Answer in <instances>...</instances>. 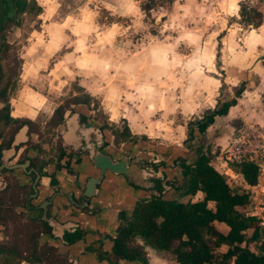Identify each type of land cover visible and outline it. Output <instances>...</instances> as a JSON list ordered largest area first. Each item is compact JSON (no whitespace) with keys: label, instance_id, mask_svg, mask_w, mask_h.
Listing matches in <instances>:
<instances>
[{"label":"rangeland","instance_id":"obj_1","mask_svg":"<svg viewBox=\"0 0 264 264\" xmlns=\"http://www.w3.org/2000/svg\"><path fill=\"white\" fill-rule=\"evenodd\" d=\"M39 2L40 16L23 17L17 35L6 33V49L0 50L13 80L7 91L10 110H37L45 118L57 104L82 105L117 135L115 145L132 140L152 145L163 155L158 158L172 154L167 160L176 167L180 154H219L224 146L213 137L227 131L222 119L209 129L211 136L206 129L190 138L188 131L193 120L220 107L227 96L239 104L232 116L264 120V86L255 88L253 77L264 71V0ZM240 3L253 22L260 17L250 10L261 12L258 26L240 15ZM241 88L247 92L238 93ZM31 94L37 98L28 102ZM219 169L232 185L240 184ZM175 197L200 198L181 196L180 190ZM262 197L251 200L249 211L260 212L264 226V211L255 208ZM172 260L168 253L167 264H175Z\"/></svg>","mask_w":264,"mask_h":264},{"label":"flooded vegetation","instance_id":"obj_2","mask_svg":"<svg viewBox=\"0 0 264 264\" xmlns=\"http://www.w3.org/2000/svg\"><path fill=\"white\" fill-rule=\"evenodd\" d=\"M248 79L241 80L246 84ZM8 91V90H7ZM6 100L0 97V224H4L6 231L3 236L5 241H0V264L8 263L11 259H27L31 253L33 238L37 235V242L43 248H50L55 258L68 261V252L59 251L61 246L71 247L84 239L85 231L76 222H59L50 216V206L53 205V194L60 188L72 193L71 201L80 203V195L89 199L95 190L101 187L103 181L113 178V184H125L127 188L137 193L132 205L119 208V218L122 224L129 219V212L137 202L151 196H159L166 199H176L175 193L180 190L181 196L185 188L186 177L182 173L180 165L170 166L167 158L163 156L159 148L149 145L144 147L138 140L128 142L118 140L117 135L110 133L94 121L91 111L82 105L70 104V108L61 107L57 104L45 117L39 114L33 118L24 115H13ZM7 115L4 119L3 114ZM44 117V116H43ZM20 134V141L15 139ZM141 142V140H140ZM108 159L109 164H117L126 159V167L138 168L136 179L122 172H113L108 166L100 168L98 161ZM174 159V158H172ZM187 157L185 158V161ZM174 161V160H173ZM172 161V162H173ZM24 171L25 181H19L14 171ZM141 171V172H140ZM42 176L49 178L48 191L52 192L37 206V214L24 212L17 220L11 212L12 206L8 202L19 201L20 197L39 193L45 186L40 184ZM84 176L82 184L80 177ZM116 186V185H115ZM20 202V201H19ZM24 204V203H23ZM69 206H72L70 203ZM25 201L24 207L27 208ZM100 206V205H99ZM47 208V210L45 209ZM45 209V211H44ZM29 210V209H28ZM27 210V211H28ZM72 211H82L73 208ZM47 234L57 241V244L40 242V234ZM67 234L79 235L74 241H68ZM114 234L105 233L102 238L94 241V249L105 251L109 246L104 241L112 239ZM73 240V239H71ZM95 244H98L95 246ZM90 250L91 247H86ZM96 256L99 251H94ZM65 264V263H64Z\"/></svg>","mask_w":264,"mask_h":264},{"label":"trees","instance_id":"obj_3","mask_svg":"<svg viewBox=\"0 0 264 264\" xmlns=\"http://www.w3.org/2000/svg\"><path fill=\"white\" fill-rule=\"evenodd\" d=\"M40 10L35 0H29L28 13L37 15ZM250 11L261 18L258 10ZM249 14L244 3H240V15L248 24L258 26L261 19L253 22ZM4 29L0 27V50L6 49ZM11 77L10 66L2 61L0 55V97L3 101L12 84ZM241 91L242 88L237 90L238 93ZM234 103V98L225 100L220 107L193 120L188 131L190 138L194 133L201 136L214 117L226 114ZM3 116L7 118L5 113ZM124 133L130 134L127 127ZM178 158V165L186 177L182 195L201 191L203 198L180 201L151 196L140 200L129 212L127 222L117 228L116 236L107 239L109 249H94L99 251L98 260L107 264L132 261L147 264L143 245L135 241L139 238L154 250L170 253L178 264H264V226L258 216L247 215L242 210L249 202L248 193L239 185H232L224 174L215 169V155L211 152L194 153L192 157L180 154ZM229 167L239 173L248 185L257 182L258 168L253 162H231ZM262 203L264 206V196ZM215 223L222 224L225 229H217ZM77 238L74 234H67L68 241ZM32 248L31 258H27L29 263L64 264L54 259L50 248L37 251L35 244Z\"/></svg>","mask_w":264,"mask_h":264},{"label":"crops","instance_id":"obj_4","mask_svg":"<svg viewBox=\"0 0 264 264\" xmlns=\"http://www.w3.org/2000/svg\"><path fill=\"white\" fill-rule=\"evenodd\" d=\"M35 1L42 10V4L39 2V0H35ZM28 2L29 0H0V27H5L3 31L5 36L6 33H10V32L11 34L17 35V31L19 30V24L22 21L23 17L30 14L28 13ZM41 10L37 15H32V14L31 15L40 16ZM8 18H10L9 21ZM51 47H52L51 44L45 46V48H47L49 51H51ZM36 67H40V66L37 64ZM34 71L35 70L33 69L30 72V75L34 74ZM23 73L24 72H21L20 75L18 73L20 79L23 76ZM253 77L256 79V82L254 84V86H256L255 88L264 86V71L259 73L257 72V75L254 74ZM247 86L245 88H248ZM245 88L242 89L243 93L247 92L245 91L246 90ZM29 97L30 98L26 97L28 102H31L33 100L35 101L37 98L35 94H31ZM231 98L232 97L230 96V99ZM237 100L239 101L240 98H238ZM237 105L239 104L234 103L228 107L226 114L215 116L213 122L206 128L208 131V135L211 136L212 133L209 132V129H211V127L215 125L217 119L219 120L222 119L225 125L227 126V131L222 136L213 137V143L225 146L241 129L251 124L260 125L262 127V130L264 131V120L260 117L256 118L255 122H247L248 119L246 120V118H243L240 114L232 116L230 114V110L233 107H237ZM11 113L13 115L24 114L33 118L39 112L35 110L34 114L33 113L27 114L25 109L21 107L18 109L15 108L14 110H11ZM19 141H20V134H18L17 138L15 139V143H18ZM213 155H215V161L213 163V166L217 171L222 173V171H220L219 169L222 168L224 172L229 175L230 178L233 177L240 179L241 182L239 185L245 191L251 192L252 190L255 189L254 187H251V185H248L243 180L242 176L239 173L233 171L230 167L225 168L219 160V154H213ZM14 173L19 181L26 180V176L23 174L24 173L23 170L22 171L18 170V172L14 171ZM80 181L82 182V184L85 183L84 176L80 177ZM115 181L118 183V185L115 184L116 186L113 184V178L112 179L109 178V180L103 181L100 184L101 187L95 190L94 195L90 196L89 199L88 198L85 199L80 195V203H75V202L73 203L70 198V195H72V193L62 188L59 189L60 190L59 192L53 194V197L51 198L54 199L53 205L50 206L49 208L50 216L55 217L59 222L71 221L74 223L76 222V220H79L80 226L85 231V236L83 240L75 243L71 247L61 246V248L59 249V251H62L64 254L68 252V261H71L73 264H107L105 261L98 260L96 253L94 252V241L99 238H102L105 233H112V234L115 233L117 228L122 224V220L119 218V213H118L119 208H121V206L123 205H125L126 207L132 205L136 197L138 196L137 193H135L133 190L127 188L125 184L121 183L119 186V181L117 180ZM40 184L45 186L46 189L43 188L39 193L37 192L34 195H28L26 198L25 196L20 197V199H18L20 202L19 201H15L14 203L8 202V204L12 206L10 210L14 214L17 220H20V216L24 212H28L31 215L37 214L39 212V210H37L39 206L37 205L40 204L41 206V203L44 201V198H46V196L52 192V188L54 189V187H52L51 189H49V192H47L49 185V178L47 176L41 177ZM194 195L196 197L200 196V198L190 199L191 201H196L203 198V194L201 191H197ZM189 196H193V195H189ZM26 200L28 202L27 208L24 207ZM69 203L72 206H69L68 205ZM73 208H79L82 211L80 212L72 211ZM45 209L47 210V208ZM242 210L245 212V207ZM215 224L222 225L219 223H215ZM7 234H9V232L6 231L5 225L0 224V241H5L3 239V236L7 237ZM36 238L37 235L34 236L33 238V244H35L36 250L41 251L45 249L40 244H38ZM38 240H40V242L43 243L48 242V244H57V241L50 238L49 235L44 233L40 234ZM135 241L138 244L143 245L147 264L168 263V253L166 251L154 250L150 246L144 245L142 240L139 238H136ZM108 244L109 242L107 240L104 241L105 246L106 245L108 246ZM97 245L98 244H95V246ZM89 246L91 247V249L90 250L86 249V247ZM28 258H31V255H29ZM54 259L57 258L54 257ZM172 261L175 264H178L175 260ZM9 262L13 264H31L25 258H20L17 260L11 259ZM64 263L67 264L66 261H64ZM125 264H141V263L139 261H132L129 263L126 262Z\"/></svg>","mask_w":264,"mask_h":264},{"label":"built area","instance_id":"obj_5","mask_svg":"<svg viewBox=\"0 0 264 264\" xmlns=\"http://www.w3.org/2000/svg\"><path fill=\"white\" fill-rule=\"evenodd\" d=\"M219 160L225 168H229L231 162L241 161H251L257 166V182L251 185V187L255 189L251 192L246 191L248 193L249 202L245 206V214L258 216L260 212L257 210L249 211V206L251 200H254L258 194L264 195V131L262 127L258 124H251L241 129L227 145L221 148ZM255 208L264 211L262 202ZM259 217L262 218V216Z\"/></svg>","mask_w":264,"mask_h":264},{"label":"water","instance_id":"obj_6","mask_svg":"<svg viewBox=\"0 0 264 264\" xmlns=\"http://www.w3.org/2000/svg\"><path fill=\"white\" fill-rule=\"evenodd\" d=\"M230 99V96H227L226 97V100ZM126 159L123 158L122 159V162L120 163H117V164H109V161L108 159L104 158L100 159V161H98V166H100V168H103L104 166H108L113 172H122V173H125L126 175H130L132 177H134V179L136 180V182L142 184L141 182H139L137 179H136V175L138 174L139 170L138 168L135 167H126ZM141 172V171H140Z\"/></svg>","mask_w":264,"mask_h":264}]
</instances>
